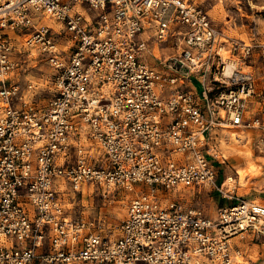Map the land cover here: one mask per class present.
Returning <instances> with one entry per match:
<instances>
[{
	"label": "built area",
	"instance_id": "obj_1",
	"mask_svg": "<svg viewBox=\"0 0 264 264\" xmlns=\"http://www.w3.org/2000/svg\"><path fill=\"white\" fill-rule=\"evenodd\" d=\"M12 34L53 69L44 107L12 79L19 66ZM170 43L178 52L166 55ZM258 47L264 58V41ZM253 48L223 38L191 0H0V264L243 258L232 239L264 235V204L236 197L211 219L173 194L214 183L226 163L218 129L260 131L264 160ZM64 182L133 191L116 239L67 215L58 197ZM234 189L225 194L233 198Z\"/></svg>",
	"mask_w": 264,
	"mask_h": 264
},
{
	"label": "rangeland",
	"instance_id": "obj_2",
	"mask_svg": "<svg viewBox=\"0 0 264 264\" xmlns=\"http://www.w3.org/2000/svg\"><path fill=\"white\" fill-rule=\"evenodd\" d=\"M191 1L207 12L211 22L223 38L244 40L253 44L250 60L256 74V89L264 90V58L260 56L258 47V44L264 41V0ZM81 7L85 8L84 5ZM11 36L16 50L15 56L19 60L18 69L13 73L12 79L18 80L23 94L27 95L26 99L32 101L37 107H44L52 98L53 69L47 64L44 55L35 48L24 46L22 35L12 34ZM165 49L163 52L166 51L167 54L164 52L166 55L178 52L173 43L168 44ZM28 85L34 86L30 92H27ZM195 85H198V82ZM257 99L258 97L254 98L253 102H257ZM252 112L254 110L252 111L251 108L248 113L249 117ZM230 130L241 134L239 137L241 141L235 145L237 149L244 152L243 156L246 153H252V157H241L240 160H236L233 152H226L228 162L233 165L229 168L227 162L222 167L219 164L222 172L213 184L193 187L195 191L189 188H186L189 189L187 191L186 189L179 190L180 194H184L181 200L183 207L199 208L206 215L215 218L219 209L232 205L236 197L253 199V201L264 204V170L262 174L254 175L255 177L248 175L243 181H240L234 173V169L246 167L249 161L257 164L262 162L263 158L258 151L259 136L249 131V128ZM230 137L231 133L227 132L226 140H224L227 144L223 146L226 150V145H231ZM91 154L94 158L99 157V148L93 147ZM225 175H231L234 180L225 183ZM62 184H65L66 189L60 185L58 197L69 215L90 223L91 231L107 240H114L118 237L127 205L134 196L133 191L118 186L107 187L90 183L79 186L68 182ZM234 185L233 198H230L225 194V189L226 187L232 189ZM222 186L224 189L221 191ZM179 193L175 192V195L178 196ZM232 241L243 252V258H239L235 264H264V235L247 232L243 238L236 236Z\"/></svg>",
	"mask_w": 264,
	"mask_h": 264
},
{
	"label": "bare ground",
	"instance_id": "obj_3",
	"mask_svg": "<svg viewBox=\"0 0 264 264\" xmlns=\"http://www.w3.org/2000/svg\"><path fill=\"white\" fill-rule=\"evenodd\" d=\"M46 20H49V21H46ZM43 22L44 23H47V24H51V20L48 18V17H45L44 19H43ZM164 50H166V49H164ZM164 52H166V51H164ZM166 54H167V52H166ZM231 68H232V65L231 64H229L228 65V67H227V71H228V73L230 72V70H231ZM1 106V105H0ZM230 133H231V138H232V141H231V145H228V149H227V151L230 153V152H233L234 153V159H236V160H240V158L242 157V158H251L252 157V153H246L244 156L242 155L244 152L243 151H241V150H238L237 149V147L235 146L236 145V143L238 142V141H236L239 137H241L240 135L239 136H237V133L235 132V131H231L230 130ZM238 146V145H237ZM248 150V149H247ZM242 155V156H241ZM224 156V155H223ZM226 156V155H225ZM226 160H228V159H226ZM226 160H225V162H226ZM248 163V165L246 166V167H238L237 169H236V171H235V173H236V175H237V177L239 178V180L240 181H243V180H245L246 178H247V176L248 175H251V176H254V175H257V174H262L261 172L264 170V160L262 159V162L260 163V164H257V163H255V162H253V161H249V162H247ZM246 163V164H247ZM236 164V163H235ZM223 165L221 164V167H222ZM237 166V165H236ZM241 166V165H240ZM230 177H232V176H230ZM255 177V176H254ZM251 178V177H250ZM252 179V178H251ZM250 179V180H251ZM264 179V178H263ZM231 179L228 177L227 179H225V181H227V182H229ZM232 180H234L233 179V177H232ZM247 185V184H246ZM61 187H63V188H65V184H61ZM66 189V188H65ZM256 202V201H255ZM215 219V218H214ZM241 238H243V235L241 236Z\"/></svg>",
	"mask_w": 264,
	"mask_h": 264
},
{
	"label": "crops",
	"instance_id": "obj_4",
	"mask_svg": "<svg viewBox=\"0 0 264 264\" xmlns=\"http://www.w3.org/2000/svg\"><path fill=\"white\" fill-rule=\"evenodd\" d=\"M188 86H186L185 88H187ZM190 88V87H189ZM195 88V87H194ZM188 89V88H187ZM195 91H196V88H195ZM259 106V104H258V102H253L252 103V105H251V108H252V111L254 110H256V108ZM235 130H238V129H235ZM218 131V133H219V137H221L222 138V146H225V144H227V143H225V141L224 140H226V135H227V132L228 133H230V130H222V129H218L217 130ZM249 131H252V133H256V134H258V136L260 137L261 136V132L260 131H258V130H253V129H249ZM236 133H237V131H235ZM241 136V134H239V133H237V136ZM231 138V137H230ZM241 139V138H240ZM229 141H232V138L229 140ZM236 141H238L237 143H239L241 140H239V138L236 140ZM229 143H231V142H229ZM236 143V144H237ZM227 146V149H228V145H226ZM224 148V147H223ZM226 150V148H224V152H223V155H224V157L226 158V159H228V155L226 154V152H228L227 150ZM226 155V156H225ZM226 162H227V164H228V167L230 168L233 164H230L229 162H228V160H226ZM221 170H222V168H220ZM232 169H233V167H232ZM220 170V172L218 173V175L219 174H221V171ZM235 171H236V169H234V173H235ZM236 174V173H235ZM217 175V176H218ZM226 176H228V177H230L231 175H225V178H226ZM225 183H226V181H225ZM186 188H189V189H192V190H194V188L192 187V188H190V187H186ZM186 188H179L178 190H175V192H178L179 193V190L180 189H186ZM189 189H186V191L187 190H189ZM195 191V190H194ZM175 192H174V197L178 200V202L180 203V205L182 206V203H181V200H182V196L184 195V194H180L179 193V195L178 196H176L175 195ZM187 194V193H186ZM253 200V199H252ZM183 207V206H182ZM184 209H187V208H193V206H189V207H183ZM67 215L69 216V217H72L71 215H69L68 213H67ZM204 215L205 216H207L208 218H211V219H214L213 217H211V216H208V215H206L205 213H204ZM73 218V217H72ZM216 218V217H215ZM234 239V238H233ZM233 242V241H232ZM234 243V242H233ZM236 245V244H235Z\"/></svg>",
	"mask_w": 264,
	"mask_h": 264
}]
</instances>
